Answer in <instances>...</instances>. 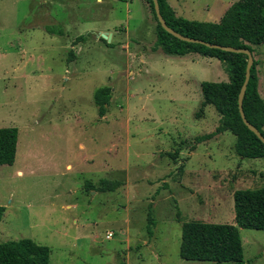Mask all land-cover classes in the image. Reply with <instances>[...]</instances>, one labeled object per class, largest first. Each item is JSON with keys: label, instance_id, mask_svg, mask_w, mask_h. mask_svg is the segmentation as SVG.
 I'll use <instances>...</instances> for the list:
<instances>
[{"label": "rangeland", "instance_id": "rangeland-1", "mask_svg": "<svg viewBox=\"0 0 264 264\" xmlns=\"http://www.w3.org/2000/svg\"><path fill=\"white\" fill-rule=\"evenodd\" d=\"M143 1L0 0V128L19 129L15 162L0 165V243L31 238L51 249L50 264H122V254L213 264L180 256L182 224H235L234 191L264 186V158L238 155L232 132L195 141L219 124L213 105L197 112L201 82L228 81L225 64L198 53L152 60L141 41L156 20ZM183 1L188 19L219 22L237 0ZM101 29L113 39L97 38ZM253 55L264 98V43ZM101 178L124 184L87 189ZM239 229L244 264H264V230Z\"/></svg>", "mask_w": 264, "mask_h": 264}, {"label": "trees", "instance_id": "trees-1", "mask_svg": "<svg viewBox=\"0 0 264 264\" xmlns=\"http://www.w3.org/2000/svg\"><path fill=\"white\" fill-rule=\"evenodd\" d=\"M156 20L155 48L169 55L198 53L219 59L229 73L228 81H203L201 92L204 108L213 105L220 114L219 124L212 132L196 137V143L230 131L237 137L235 150L243 158H264V143L244 123L239 110V92L245 80L248 55L210 48L177 38L160 24L153 0H145ZM167 24L179 33L211 43L247 48L264 43V0H237L219 22L198 21L178 16L168 0H159ZM50 32L53 30L48 28ZM60 34L62 30L59 29ZM83 38L79 37L77 41ZM106 41V40H105ZM258 61L251 68V77L244 97L243 107L247 119L264 134V98L259 91ZM112 89L100 87L94 102L100 117L106 115ZM18 127L0 128V165H12L16 160ZM123 181L101 178L97 185L87 183V189L100 192L116 191ZM235 224L190 220L182 224L180 256L186 260L207 261L213 264H244V247L240 227L264 230V186L234 191ZM5 207L0 206V222ZM149 223H153L148 221ZM154 224V223H153ZM51 249L31 238L0 243V264H50Z\"/></svg>", "mask_w": 264, "mask_h": 264}, {"label": "water", "instance_id": "water-1", "mask_svg": "<svg viewBox=\"0 0 264 264\" xmlns=\"http://www.w3.org/2000/svg\"><path fill=\"white\" fill-rule=\"evenodd\" d=\"M154 2V8H155V12H156V16L160 22V24L163 26V28L168 31L169 33H171L172 35L176 36L177 38L187 41V42H191V43H199V44H203L206 45L210 48H217V49H221L224 51H228V52H234V53H245L248 55V64H247V68H246V75H245V80L241 86L240 92H239V96H238V100H239V110L242 116V119L244 121V123L248 126V128L250 130H252L260 139L261 141L264 143V134L255 126L253 125L246 117L245 111H244V107H243V102H244V97L246 94V90H247V86L251 77V68L254 64V60L255 57L253 55V52L250 49L247 48H238V47H234V46H230V45H221L218 43H211L202 39H198V38H194V37H188L185 36L181 33H179L178 31L174 30L172 27H170L165 18L163 17L162 13H161V9H160V4H159V0H153ZM102 36L105 39H109L111 40V34H107V33H99L98 37Z\"/></svg>", "mask_w": 264, "mask_h": 264}, {"label": "crops", "instance_id": "crops-1", "mask_svg": "<svg viewBox=\"0 0 264 264\" xmlns=\"http://www.w3.org/2000/svg\"><path fill=\"white\" fill-rule=\"evenodd\" d=\"M98 1H102V0H98ZM144 2V8H145V13H146V18H147V20L150 22V17H149V13H148V9H147V6H148V4L145 2V0L143 1ZM168 2L170 3V5L174 8V10H175V12H176V14L178 15V16H184L185 18L187 17V14H186V12H187V10L185 9L186 7L184 6V1L183 0H168ZM234 2H232V1H228L227 2V4H225V6H224V9L220 12V15H219V20H221V18L223 17V15L225 14V12L228 10V8L233 4ZM188 18V17H187ZM148 22V23H149ZM151 23V22H150ZM149 23V24H150ZM154 27H156V25L154 26L152 23L150 24V28H149V34L148 35H146V39H145V37H144V39L145 40H142L141 42H142V44H144V45H147L146 43H148V42H150V43H148L149 44V46H150V53L149 52H146L145 54L147 55V56H149V57H151V59L152 60H154V58L153 57H156L160 52H164L161 48H158V50H153V47L155 46V43H156V32H155V28ZM126 31L128 30V28H126L125 29ZM96 33L98 32V31H95ZM99 32H106V33H111V40L113 39V37H114V33H112L110 30H105V29H101V30H99ZM97 38H99L98 37V34H97ZM151 40V41H150ZM132 43V41L129 43V44H131ZM136 43H140V41H138V42H136ZM129 44H125V46H126V48L127 47H129L130 45ZM130 53V52H129ZM139 54H141V52L140 51H135V54H133V57L134 56H136V55H139ZM189 54V53H188ZM147 63V62H146ZM260 86V85H259ZM109 232V231H108ZM113 237V236H112ZM111 237V238H112ZM107 238V237H106ZM111 238H107V239H111ZM148 244V243H147ZM127 249H131V246H128L127 247ZM121 256V257H120ZM122 256H123V258H122ZM119 258H121L122 259V261L124 262V263H122V264H129L128 263V261H129V255L128 254H126V255H124V254H122V255H119ZM112 262H110L111 264H117V262H116V258H113L112 260H111Z\"/></svg>", "mask_w": 264, "mask_h": 264}, {"label": "built area", "instance_id": "built-area-1", "mask_svg": "<svg viewBox=\"0 0 264 264\" xmlns=\"http://www.w3.org/2000/svg\"><path fill=\"white\" fill-rule=\"evenodd\" d=\"M114 235L112 231H109L106 235L107 238H111Z\"/></svg>", "mask_w": 264, "mask_h": 264}]
</instances>
